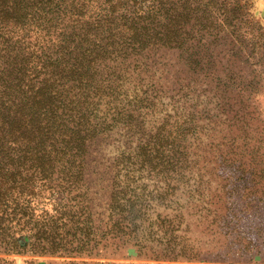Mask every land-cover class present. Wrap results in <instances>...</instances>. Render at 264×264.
Returning a JSON list of instances; mask_svg holds the SVG:
<instances>
[{"label":"rangeland","instance_id":"374dc122","mask_svg":"<svg viewBox=\"0 0 264 264\" xmlns=\"http://www.w3.org/2000/svg\"><path fill=\"white\" fill-rule=\"evenodd\" d=\"M170 1L178 34L202 38L132 64L96 58L90 44L128 0H41L39 21L3 31L0 42L27 53L29 85L59 78L80 43L93 53L99 137L75 178L28 164L7 180L28 229L14 249L0 247V264H264V0ZM31 234L89 242L41 252Z\"/></svg>","mask_w":264,"mask_h":264},{"label":"trees","instance_id":"16d2710c","mask_svg":"<svg viewBox=\"0 0 264 264\" xmlns=\"http://www.w3.org/2000/svg\"><path fill=\"white\" fill-rule=\"evenodd\" d=\"M40 1L0 0V38L5 29L23 27L30 20L39 21L36 19L37 15H32L31 9L40 4ZM213 1L215 0H209L208 4L211 5ZM145 2H149L147 8L143 4ZM123 4V10L117 6L113 8V12L123 11L119 22L106 16L95 25L98 28L105 26L102 33L93 34L90 41L94 49L98 48L96 58L111 54L132 64L142 59L144 52L152 47L178 49L187 42L190 44L192 40L198 39V36L191 33L181 35L175 30L178 26L173 14L175 5L170 0H128ZM185 21L186 19L181 22ZM201 38L202 36L199 37ZM6 42L11 41L0 42V88H3L0 91V247L14 249L19 241L17 234L22 235V231L28 229L27 224L23 228L19 226L22 225L21 219L28 216L29 212L19 208V204L13 209L8 200L9 191L5 189L7 180L16 177L17 172L24 171L28 164L32 165L26 170L34 169V174L37 173L40 177L47 171L57 172L59 175L66 173L71 178H75L73 176L77 173L82 174L86 167L83 157L88 142L99 137L96 133L98 130L90 128H97L99 125L94 126L92 123V119H96L93 118L95 111L91 110L90 101V88L94 86L95 76L94 61L91 62L90 59L94 56L92 53L88 57L83 52L82 43L76 46V50L67 53L71 60H74L77 53V60L62 68L59 78H55L56 75L53 74V78L45 77L46 80L36 81L40 78V75H36L29 85L25 79L26 72L31 68L27 53L20 46L12 47L10 44L6 45ZM32 69L37 70L35 65ZM112 77L115 83L117 74ZM101 88L102 86L97 90L100 92ZM73 98L79 100H72ZM29 154L31 157H28ZM11 203L15 204L17 200H12ZM71 222L68 233L76 238L80 227L76 226L75 221ZM83 225L84 228L85 224ZM16 230L20 232L17 233ZM38 231L39 234L41 230ZM31 237L34 239L28 245L35 251L40 250V246L41 252L65 251L68 248L73 250L83 246L81 243L89 242L75 239L41 243L37 235L31 234Z\"/></svg>","mask_w":264,"mask_h":264}]
</instances>
